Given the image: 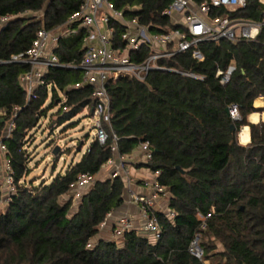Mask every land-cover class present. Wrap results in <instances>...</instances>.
<instances>
[{
	"label": "trees",
	"instance_id": "1",
	"mask_svg": "<svg viewBox=\"0 0 264 264\" xmlns=\"http://www.w3.org/2000/svg\"><path fill=\"white\" fill-rule=\"evenodd\" d=\"M84 1L0 0V17L12 18L0 30V61L30 50L41 29L65 27ZM111 1L117 10L137 16L152 30L173 28L171 19L163 15L172 0ZM263 13L260 0H248L246 8L230 16L260 22ZM78 26L76 22L70 28ZM83 38L84 31L79 30L60 41L56 53L62 63L80 64ZM199 49L204 61L185 53L161 64L202 80L152 72L144 82L123 79L109 84L110 120L103 123L109 133L106 144L94 138L78 162L38 187L28 180L33 172L28 148L40 120L58 107L49 128L66 123L70 124L64 132L74 128L71 122L84 110L91 116L93 89L74 88L82 81L79 70L55 69L29 100L21 82L29 67L0 65V109L8 112L6 122L0 121V143L15 185L10 201L0 207V264H203L189 252L196 238L208 264H264V123L248 121L251 114L264 112L254 107L258 98H264V27L254 41L222 40L201 44ZM231 65L236 71L223 85L217 72ZM50 87L52 97L46 106ZM233 106L240 120L228 113ZM16 108L15 128L6 138L7 122ZM242 127L251 131L247 146L238 140ZM111 131L118 137L116 143ZM85 141L77 152H82ZM145 143L149 148L143 155L150 153L151 160L139 168L154 175L159 172L157 180L166 189L168 209L175 216L171 219L156 211L161 228L157 242L136 230L124 232L118 240L97 241L107 216L125 203L126 182L121 175L95 179L72 213L77 182L84 174L96 178L110 159L129 157ZM57 146L48 145L52 152ZM62 153L60 147L54 169ZM67 196L70 200L65 202ZM2 197L0 186V201ZM208 214L203 229L202 217ZM92 241L95 245L89 248Z\"/></svg>",
	"mask_w": 264,
	"mask_h": 264
},
{
	"label": "built area",
	"instance_id": "2",
	"mask_svg": "<svg viewBox=\"0 0 264 264\" xmlns=\"http://www.w3.org/2000/svg\"><path fill=\"white\" fill-rule=\"evenodd\" d=\"M264 5V2L260 0ZM248 0H172L163 15L171 19L172 29L152 30L149 26L141 23L137 16H127L123 11L115 8L111 0H85L80 11L73 15L65 27H59L49 31L41 29L30 50L24 54L13 56L8 61H0V65L20 64L29 67L21 77L28 98L34 97L36 90L45 85L47 75L55 69H71L82 72V81L74 86L76 89L91 87L95 106L91 111L92 122L96 130L95 138L104 145L109 139V133L103 123L110 120V98L107 87L120 80H136L144 82L152 72L181 73L187 77L202 80L203 77L192 73H182L172 68H167L161 63L171 60L180 54L190 53L192 58L204 61V55L199 47L204 43H218L222 40L230 42L254 41L262 27L260 22H253L239 18H232L230 13L238 12L247 7ZM134 12L135 8H130ZM219 10L228 12L226 15H217ZM11 17H0V30L6 27ZM79 22L78 29H71L74 23ZM79 30L84 31L83 56L80 64H64L61 62L56 51L63 38L75 36ZM121 31V32H120ZM120 32V33H119ZM236 71L231 65L226 71L219 70L217 78L221 84H227L232 74ZM19 109L16 108L13 117L7 122L6 138H9L15 128V118ZM234 120H240L237 106L229 110ZM8 112L0 109V121L6 122ZM115 143L118 140L113 132ZM140 148L146 150L149 144H141ZM5 148L0 143V151L5 160L4 175L0 173V186L3 197L0 207H5L15 192L14 177L10 173V167L5 159ZM117 152V146L113 147ZM145 162L151 160V154L144 155ZM120 160V159H119ZM115 160L110 159L104 168L114 166ZM116 170L111 174L114 178L119 176L123 168L122 160L116 165ZM150 184L152 193L150 196L132 194L131 201L139 206L142 226L137 229L127 217L115 219L112 227L113 239L118 240L124 232L136 230L142 236L157 242L161 237V228L156 216V201L160 197H167L166 189L160 186L157 176ZM95 178L89 174L81 175L74 190V197L81 200ZM169 218L175 213L168 208L162 210ZM113 213L107 216V220L101 225V231L109 226L113 220ZM211 217L208 214L202 217V228H206V220ZM92 241L88 247H94ZM189 252L203 262L204 251L199 245V239H194L189 247Z\"/></svg>",
	"mask_w": 264,
	"mask_h": 264
},
{
	"label": "rangeland",
	"instance_id": "3",
	"mask_svg": "<svg viewBox=\"0 0 264 264\" xmlns=\"http://www.w3.org/2000/svg\"><path fill=\"white\" fill-rule=\"evenodd\" d=\"M31 17L36 15H30ZM39 16V15H38ZM49 97L46 103V106L50 104V100L52 97L51 87L49 88ZM60 98L63 99V94L59 92ZM57 109H53L49 112L47 118L43 117L40 120L39 127L34 131L36 134V139L31 140L29 143V152L31 153V164L30 167L33 168V172L29 177V181H33V185L38 187L43 181L49 183L53 177H56L58 174H64L66 169L72 164V162H77L82 157L83 153L86 152L87 148L93 141L96 136V130L94 128V124L92 122V117L89 115L88 110H84L77 117L73 119L71 123H75L74 128H67L64 132L65 127H67L70 123H66L63 126H57L54 129L49 128V124L52 116L57 112ZM89 135V140L85 141L84 138ZM81 141H85V145L83 147L82 152H77L76 148L80 144ZM54 142L55 145H59L62 148V157L59 161H57L56 168L54 169V165L56 164V159L52 155V149L48 147V145ZM81 146H83L81 144ZM80 147V146H79ZM78 147V148H79ZM68 150H71L69 153ZM3 154L0 151V166L5 164V160L3 159ZM2 167V166H1ZM2 170V169H0ZM106 179L109 178L106 175H98L95 179ZM93 186H89L86 190V193L89 192L90 188ZM74 197V196H73ZM65 202L70 200V197H64ZM63 201V202H64ZM81 200H77L72 198L73 209L72 213L76 212L80 206ZM101 232V231H100ZM111 240L112 236L109 237ZM108 239V238H107ZM99 240V236L97 237V241ZM96 241V242H97ZM109 241V240H107Z\"/></svg>",
	"mask_w": 264,
	"mask_h": 264
},
{
	"label": "crops",
	"instance_id": "4",
	"mask_svg": "<svg viewBox=\"0 0 264 264\" xmlns=\"http://www.w3.org/2000/svg\"><path fill=\"white\" fill-rule=\"evenodd\" d=\"M264 2V0H261ZM254 107L257 109H263L264 108V98H258L254 102ZM91 112V111H90ZM248 121L252 124H259L264 123V112L263 113H253L248 117ZM247 129L248 131V142H243L241 139V132L242 130ZM239 143L242 146H247L251 142V131L249 127H242L239 135H238ZM120 159V160H119ZM80 160V159H79ZM122 160L123 168L120 169L119 174L123 177V179L126 182V193H125V203L122 207L117 209L113 215V220H111V223H109V226L102 230L99 233V240H111L109 237L112 236V227L114 225L115 219L118 217H127L130 219L132 224L135 226V228L139 229L142 226V221L140 217V211L139 206L134 204L131 201L132 194H138L143 196H150L152 193L150 184L154 182L155 175L152 174L148 169L146 168H139V166L143 163H145L143 150L139 147L133 155L131 156H124L119 157L117 156L115 158V165L114 166H108L106 168H103L100 176L106 175L107 177H110L111 174L116 170V165L120 164V161ZM78 162V161H77ZM76 163V162H75ZM0 173L4 175V164L1 165ZM155 209L157 211H162L168 208V202L165 197H160L156 201ZM108 238V239H107Z\"/></svg>",
	"mask_w": 264,
	"mask_h": 264
},
{
	"label": "bare ground",
	"instance_id": "5",
	"mask_svg": "<svg viewBox=\"0 0 264 264\" xmlns=\"http://www.w3.org/2000/svg\"><path fill=\"white\" fill-rule=\"evenodd\" d=\"M241 139L245 143L248 142V131H247V129L242 130Z\"/></svg>",
	"mask_w": 264,
	"mask_h": 264
},
{
	"label": "water",
	"instance_id": "6",
	"mask_svg": "<svg viewBox=\"0 0 264 264\" xmlns=\"http://www.w3.org/2000/svg\"><path fill=\"white\" fill-rule=\"evenodd\" d=\"M93 110H94V109H92L91 111L93 112ZM228 113H229V110H228ZM2 122H3V121H2ZM233 130H234V128H233ZM239 133H240V132H239ZM81 149H82V146H80V147L78 148V151H81ZM59 151H60V147L57 146V147L53 150L52 155H53V156H57L58 153H59Z\"/></svg>",
	"mask_w": 264,
	"mask_h": 264
}]
</instances>
